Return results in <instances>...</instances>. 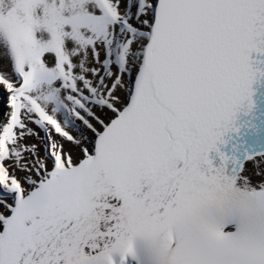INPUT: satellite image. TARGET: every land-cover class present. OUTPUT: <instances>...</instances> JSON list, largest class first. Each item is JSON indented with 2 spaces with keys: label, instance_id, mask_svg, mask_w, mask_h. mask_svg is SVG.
<instances>
[{
  "label": "snow or ice",
  "instance_id": "1",
  "mask_svg": "<svg viewBox=\"0 0 264 264\" xmlns=\"http://www.w3.org/2000/svg\"><path fill=\"white\" fill-rule=\"evenodd\" d=\"M0 264H264V0H0Z\"/></svg>",
  "mask_w": 264,
  "mask_h": 264
}]
</instances>
